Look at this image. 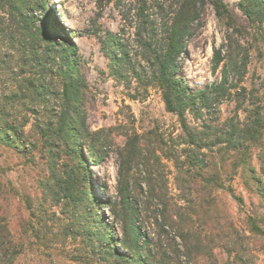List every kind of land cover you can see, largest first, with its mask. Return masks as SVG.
<instances>
[{
  "label": "rangeland",
  "instance_id": "rangeland-1",
  "mask_svg": "<svg viewBox=\"0 0 264 264\" xmlns=\"http://www.w3.org/2000/svg\"><path fill=\"white\" fill-rule=\"evenodd\" d=\"M222 1L221 16L209 1L200 5L177 71L194 89L219 82L224 74L227 85H234L199 117L186 116L205 143L204 155L198 156L201 169L196 145L188 143L177 116L166 110L152 82L154 67L137 41L138 32L158 29L178 0H28L34 38L2 32L11 20L0 7V112H9V122L22 126L20 148L0 142V264H133L134 251L120 244L130 237L122 216L103 206L119 202L123 162L136 223L148 236L138 260L264 264V236L252 230L254 225L264 229V200L245 186L254 179L264 182V124L236 151L226 142L212 145L233 128L241 133L257 116L264 123V20L247 17L239 6L244 0ZM111 35L128 52L119 66L113 65L114 51L107 44ZM51 41L76 46L78 108L88 131L77 154L52 133L42 135L62 108L61 59L46 50ZM215 48L224 58L218 64ZM68 181L78 202L65 197ZM165 204L172 217L163 221L158 212ZM163 222L168 234L160 229ZM99 224L110 244L99 241ZM188 231L201 237L200 250L181 247Z\"/></svg>",
  "mask_w": 264,
  "mask_h": 264
},
{
  "label": "trees",
  "instance_id": "trees-1",
  "mask_svg": "<svg viewBox=\"0 0 264 264\" xmlns=\"http://www.w3.org/2000/svg\"><path fill=\"white\" fill-rule=\"evenodd\" d=\"M205 1H209L214 6L217 15L221 16L223 14L224 8L222 0H178L177 7L169 11L165 19L159 23L158 29L151 28L147 33L138 32L139 38L137 40L139 42L138 45L143 48L149 66L154 67L151 77L152 82L160 89L166 110L177 116L182 130L187 132L189 136L188 143L196 145L194 157L200 169L204 168V161L198 159V156L203 154L201 149L205 146V143H202V138H199V134L195 132L196 128L188 125L186 116L188 113H191L199 117L204 109L209 108L211 101L216 102L224 96H227L230 93L231 87L234 86L227 85L228 76L224 74L219 82L211 83V85H206L203 88L194 89L177 75L182 58L186 53L187 42L194 33V23L199 19L200 5L204 4ZM28 5V0H0V7H5V14L10 17L9 22L11 20L10 26L4 29V31L1 29V31L9 32L10 38H12V36L14 37L16 34H22L24 37L29 36L30 38L31 36L33 38L37 37L35 30L31 31V15L27 14L26 11V6ZM239 6L247 17H257L260 21L264 20V0H244L240 1ZM39 31H42V29ZM107 44L109 45V49L114 51L111 56L113 65L119 66V61L121 59L126 60L125 57H128L127 50L123 43L118 40V37L116 38L113 35L110 36ZM48 46L46 50L48 52L53 51L54 59L56 58V54H58L61 59V65L57 67V73L63 77L64 81L62 89V108L59 109L55 120H51L46 124V131L42 130V135L45 136L52 133L54 135L53 137L58 139V142L70 148L72 153L77 154L79 153V144L86 138L88 131L85 126L84 115L78 108L80 81L76 78L77 66L73 54L76 46L73 43L62 46L53 41H51ZM33 54L37 55L36 49L33 50ZM223 60L224 58L221 56L220 49L215 48L213 52L214 63L218 64ZM37 61H40V58L37 59ZM53 70V68H50L51 73L54 72ZM45 72H47L46 69ZM29 85L33 88H38V85L34 81H30ZM39 86V88L43 87L42 82ZM38 94H41V91H38ZM9 116H11V114L5 110L0 112V142L5 145H13L20 148V141L17 140V137H19V133L22 131V126L20 125L18 129L15 125H12L7 118ZM263 124V117L261 115L257 116L251 123V126L248 125L246 129L240 130L241 133L236 135V130L233 128L230 134L223 138H221L220 135L216 136V140L213 141L212 145L226 142V144L230 146V151H236L238 147L242 146L244 138H255L256 131L262 129ZM240 134L243 135L241 136ZM130 145L131 148L136 149L134 143ZM128 152L132 154L131 149H128ZM245 158L244 162L247 164V157ZM125 167L126 163L123 162L120 171L121 187L119 189V202L116 203L108 200L103 206L110 210L114 216L119 214L122 216L120 222L122 226L130 232V237L120 241V244L127 250L134 251V255L130 257L131 262H134L133 264H149L148 262L138 260L136 255L140 252L142 240H144L143 238L146 239L145 245L148 244V236L142 231L141 227H139L140 225L136 223L135 216L137 215V210L134 207L135 202L131 200L129 195L128 178L126 176V170H124ZM249 171L252 172L253 167H250ZM252 178H255V176ZM68 182L69 184L66 186L67 193L65 197L73 202H78L79 199H77V196L72 192V182ZM217 186L222 187L223 185L218 184ZM245 186L249 190H253L264 200V182L261 179H254L252 184L246 183ZM228 190L235 200L238 202L243 201L241 196L233 193L231 186L228 187ZM153 191L155 192L156 190L153 189ZM119 206L120 212L118 210ZM164 206L165 207L159 210L158 216L162 218L163 221H166L167 219H171L172 215H169L171 212L170 209L166 207V204ZM173 223H175V221ZM163 224L164 222L160 224L161 231H164L162 228ZM98 226V230L101 232L98 235L99 241L103 242L107 240L108 244H110L106 232L102 231L103 224H99ZM171 228L175 233L173 225H171ZM84 230L86 231L88 228ZM252 230L264 236V229L259 226L254 225ZM164 232L168 234V232ZM182 240L183 244L181 247L185 248L189 253H191L192 250H200L202 246V239L199 234L194 235L191 231L186 233V237L182 236ZM176 248L178 251L179 248L177 246ZM116 253L119 256L121 255L119 251H116Z\"/></svg>",
  "mask_w": 264,
  "mask_h": 264
}]
</instances>
